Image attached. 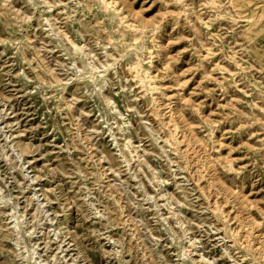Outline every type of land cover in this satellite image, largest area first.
Here are the masks:
<instances>
[{
    "label": "rangeland",
    "instance_id": "rangeland-1",
    "mask_svg": "<svg viewBox=\"0 0 264 264\" xmlns=\"http://www.w3.org/2000/svg\"><path fill=\"white\" fill-rule=\"evenodd\" d=\"M0 264H264V0H0Z\"/></svg>",
    "mask_w": 264,
    "mask_h": 264
}]
</instances>
